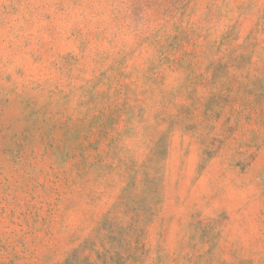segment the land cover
Segmentation results:
<instances>
[{"label":"rangeland","instance_id":"374dc122","mask_svg":"<svg viewBox=\"0 0 264 264\" xmlns=\"http://www.w3.org/2000/svg\"><path fill=\"white\" fill-rule=\"evenodd\" d=\"M0 264H264V0H0Z\"/></svg>","mask_w":264,"mask_h":264}]
</instances>
